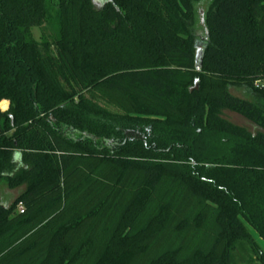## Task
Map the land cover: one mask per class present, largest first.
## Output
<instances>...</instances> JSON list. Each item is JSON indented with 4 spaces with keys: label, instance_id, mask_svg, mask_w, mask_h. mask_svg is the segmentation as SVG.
Instances as JSON below:
<instances>
[{
    "label": "trees",
    "instance_id": "obj_1",
    "mask_svg": "<svg viewBox=\"0 0 264 264\" xmlns=\"http://www.w3.org/2000/svg\"><path fill=\"white\" fill-rule=\"evenodd\" d=\"M2 101L0 264H264V0H0Z\"/></svg>",
    "mask_w": 264,
    "mask_h": 264
},
{
    "label": "rangeland",
    "instance_id": "obj_2",
    "mask_svg": "<svg viewBox=\"0 0 264 264\" xmlns=\"http://www.w3.org/2000/svg\"><path fill=\"white\" fill-rule=\"evenodd\" d=\"M104 2H105V0H94V5H95L96 8H100L104 4ZM32 31H33L34 38L36 40H38V41H41L44 35L52 36L54 34L53 30L49 26H44V27H40V28H34ZM5 107H6V103L3 102V103L0 104V109L2 111H3V109H5ZM225 116L228 117V118L233 119L232 115L230 113H228V112L225 113ZM235 120H236V122H239L240 124H243L238 119L234 118V121Z\"/></svg>",
    "mask_w": 264,
    "mask_h": 264
},
{
    "label": "crops",
    "instance_id": "obj_3",
    "mask_svg": "<svg viewBox=\"0 0 264 264\" xmlns=\"http://www.w3.org/2000/svg\"><path fill=\"white\" fill-rule=\"evenodd\" d=\"M6 103V107H5V109H3V111H6V110H8V108H9V102L8 101H2L1 103ZM0 103V104H1ZM1 110V109H0ZM2 111V110H1Z\"/></svg>",
    "mask_w": 264,
    "mask_h": 264
},
{
    "label": "built area",
    "instance_id": "obj_4",
    "mask_svg": "<svg viewBox=\"0 0 264 264\" xmlns=\"http://www.w3.org/2000/svg\"><path fill=\"white\" fill-rule=\"evenodd\" d=\"M18 210H19V212H20L21 214H23L24 211H25V210H24V207H23L22 205L19 206Z\"/></svg>",
    "mask_w": 264,
    "mask_h": 264
},
{
    "label": "water",
    "instance_id": "obj_5",
    "mask_svg": "<svg viewBox=\"0 0 264 264\" xmlns=\"http://www.w3.org/2000/svg\"><path fill=\"white\" fill-rule=\"evenodd\" d=\"M198 59H199V58H197V68L200 70V69H201V65H200V63L198 62Z\"/></svg>",
    "mask_w": 264,
    "mask_h": 264
}]
</instances>
